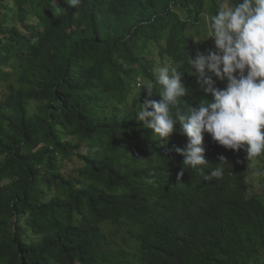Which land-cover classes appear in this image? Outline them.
<instances>
[{"label":"trees","instance_id":"1","mask_svg":"<svg viewBox=\"0 0 264 264\" xmlns=\"http://www.w3.org/2000/svg\"><path fill=\"white\" fill-rule=\"evenodd\" d=\"M217 11V0H0V264H264V191L249 194L246 151L205 133L207 165L178 179L187 137L165 142L136 114L165 64L190 89L174 118L211 99L187 53L202 51ZM217 167L222 178L205 180L200 169Z\"/></svg>","mask_w":264,"mask_h":264},{"label":"clouds","instance_id":"2","mask_svg":"<svg viewBox=\"0 0 264 264\" xmlns=\"http://www.w3.org/2000/svg\"><path fill=\"white\" fill-rule=\"evenodd\" d=\"M67 3L77 8L82 0ZM217 8L206 18L205 40L212 38L215 50H197L195 58L187 53V63L200 89L211 99L201 98L195 107L184 113L178 111L174 118L171 106L190 89L183 80L184 73L165 64L154 69V80L143 86L147 95L136 113L144 126L165 142L175 132L187 137L186 145L176 149L185 158L178 179L184 176L185 165L193 169L207 165L205 133L227 149L243 148L249 161L264 155V0H217ZM217 80H226V87H217ZM154 87L158 88L159 101L152 99ZM218 159L220 164L229 163L223 155ZM200 171L207 181L224 174L222 167L206 174L202 168Z\"/></svg>","mask_w":264,"mask_h":264},{"label":"rangeland","instance_id":"3","mask_svg":"<svg viewBox=\"0 0 264 264\" xmlns=\"http://www.w3.org/2000/svg\"><path fill=\"white\" fill-rule=\"evenodd\" d=\"M205 14L206 15L208 14L207 10H205ZM203 22H206V19H204L202 23ZM205 30H206V27H203V30H201V32L197 35V38H198L197 41L201 47V50L202 52H207L208 49L215 50L214 40L212 38L205 40L207 38V33L204 32ZM141 84H139L138 87H141L140 86ZM0 89H3V87L1 86ZM250 165H251V169H249L250 172L248 176L249 194L250 195H262L264 191V175L257 176V175H254V173L257 171L264 172V157L261 156V159L254 158L253 161H250ZM69 166L70 168H74L75 163L70 162ZM114 230H115L114 238L117 241V243L126 250L132 249L135 244L134 239H132L133 241L130 242V244L127 243V240L129 239L130 236L126 232V227H115Z\"/></svg>","mask_w":264,"mask_h":264}]
</instances>
